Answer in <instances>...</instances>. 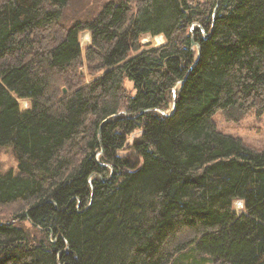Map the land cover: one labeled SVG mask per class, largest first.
<instances>
[{
    "label": "trees",
    "instance_id": "1",
    "mask_svg": "<svg viewBox=\"0 0 264 264\" xmlns=\"http://www.w3.org/2000/svg\"><path fill=\"white\" fill-rule=\"evenodd\" d=\"M250 112L264 0H0V264H264Z\"/></svg>",
    "mask_w": 264,
    "mask_h": 264
},
{
    "label": "rangeland",
    "instance_id": "2",
    "mask_svg": "<svg viewBox=\"0 0 264 264\" xmlns=\"http://www.w3.org/2000/svg\"><path fill=\"white\" fill-rule=\"evenodd\" d=\"M159 36L161 37L160 40L157 39V35L151 36L149 34H143L140 37V41L145 47L156 46L164 42L163 36ZM88 41V31H81L79 35L80 45L83 47ZM82 69L84 68L82 67ZM124 85L134 92L133 83L128 77L124 79ZM18 102L21 108H26L29 105L28 100L25 99H18ZM215 121L219 129L240 137L243 141L252 146L261 147L264 144V113L257 116L253 112H250L238 121L227 120L222 114L217 113L215 115ZM10 169H16V161L10 152V148H0V170L7 171ZM237 200L238 199L233 201V207L239 212L242 209V201L240 202Z\"/></svg>",
    "mask_w": 264,
    "mask_h": 264
},
{
    "label": "bare ground",
    "instance_id": "3",
    "mask_svg": "<svg viewBox=\"0 0 264 264\" xmlns=\"http://www.w3.org/2000/svg\"><path fill=\"white\" fill-rule=\"evenodd\" d=\"M157 39H161V37L159 36V35H157ZM64 89V88H63ZM63 89H62V91H63ZM237 201H240L241 202V200H237Z\"/></svg>",
    "mask_w": 264,
    "mask_h": 264
},
{
    "label": "water",
    "instance_id": "4",
    "mask_svg": "<svg viewBox=\"0 0 264 264\" xmlns=\"http://www.w3.org/2000/svg\"><path fill=\"white\" fill-rule=\"evenodd\" d=\"M63 91H65V89H63ZM173 108H174V106H172V108H171V111H170V112H172Z\"/></svg>",
    "mask_w": 264,
    "mask_h": 264
}]
</instances>
